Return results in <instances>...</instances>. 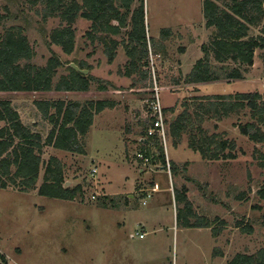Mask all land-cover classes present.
I'll use <instances>...</instances> for the list:
<instances>
[{"label":"rangeland","instance_id":"obj_1","mask_svg":"<svg viewBox=\"0 0 264 264\" xmlns=\"http://www.w3.org/2000/svg\"><path fill=\"white\" fill-rule=\"evenodd\" d=\"M144 1L148 40L162 52L159 58L150 52L149 76L150 80H154L153 74L156 76L161 88L159 99L165 109L176 101L174 93L184 92V98H193L192 87L189 90L183 87L178 92L176 88L164 89L163 86L180 79L181 62L187 72L191 70L188 68L202 57L198 52V39L203 36L208 42L213 29L205 27L204 0ZM33 3L34 0H0V12L8 18L4 29L23 28L34 48L36 56L31 63L45 67L56 54L65 65L59 69L56 81L68 73L69 63L84 62L91 68L93 77L109 82L113 88L100 92L99 84H93L88 93L5 94L0 95V100L8 99L19 107L23 105L19 110L25 124L32 121L35 101L87 103L107 99L116 101L118 106L95 117L84 142L86 157L45 150V161L58 157L66 168V182L70 187L81 185L83 197L64 201L41 197L37 191L23 194L14 187L0 189V254L6 257L8 264H226V259L217 256L220 252L230 260L237 254H256L263 248L264 200L258 193L264 186V169L260 166L264 144L250 141L239 130L240 125L254 122L250 112L246 110L222 121L203 123L207 135H217L220 141L234 145L233 150L226 152L236 159L227 161L204 160L189 149V135L174 146L169 124L173 117L166 113L167 142L161 145L166 160L167 155L170 159L169 164L172 160L177 162L179 177L173 180L167 168L160 172L153 164H144V167L136 158L141 145L135 142L137 153L135 149L129 151L131 144L127 143L126 152L121 133L125 141H130L142 135V130L149 129V122L139 124L133 119L136 113H150L154 86L143 89L135 82L138 76L134 75V80L126 78L129 60L122 45L110 64L103 43H92L86 36L91 30V23L86 20L78 19L73 26L76 47L71 56L61 47L51 45L50 34L61 21L59 18L43 21L44 6ZM164 30L170 31L166 38ZM252 32L256 36L259 30ZM125 38V34L112 37L119 42ZM181 49H188V54L182 55ZM260 56L261 52H257L255 65L243 84H210L201 88L202 93L263 94L264 71ZM117 90L121 92L116 93ZM183 110L178 106L176 115ZM37 122V129L47 136L51 126L41 119ZM262 130L264 132V128ZM126 153L133 157V164L128 163ZM140 169H144V173ZM155 184L159 187L157 191H154ZM183 189L192 203V209L186 211L175 199V190ZM243 194V200H239ZM203 217L215 221L217 229L221 228L222 234L216 242L208 229L189 226L204 222ZM247 226L254 229L252 235L241 232Z\"/></svg>","mask_w":264,"mask_h":264},{"label":"trees","instance_id":"obj_2","mask_svg":"<svg viewBox=\"0 0 264 264\" xmlns=\"http://www.w3.org/2000/svg\"><path fill=\"white\" fill-rule=\"evenodd\" d=\"M40 3L44 6L43 21L50 18H59L61 21V25L50 34L51 45L61 47L66 55L71 56L76 47V30L73 26L78 19L86 20L91 23V30L86 36L92 43H103L110 64L116 59L117 48L122 45L129 60L125 76H138L135 82L143 89L154 86V80H150L149 76L150 52L152 56H157L159 50L154 47L152 40H148L144 0H34L33 4ZM202 6L205 26L213 29V33L210 44L202 48L204 58L196 63L185 82L199 84L223 78L242 80L243 73H248L254 67L257 52H261L264 71V0H204ZM7 20L0 13V92L88 93L93 84H99L100 92L108 90L106 82L93 77L91 68L84 62L73 63L80 70H87L88 75L76 71L69 63L66 68L68 73L55 81L59 69L65 66L62 60L53 54L45 67L32 64L36 53L24 29L16 26L4 29ZM257 29L259 33L254 36L252 31ZM123 34L126 38L121 42L112 39ZM169 35V30L163 31V37ZM211 59L221 65L218 70H214ZM219 71L225 72L226 77L220 75ZM200 100L193 104L185 103L179 116L176 115V108L164 110L165 114L171 113L173 117L169 124L170 137L175 146H178L184 135H189V149L199 153L204 160H235V155L226 152L228 149L233 150L234 145L220 141L217 135H207L203 123L206 119L222 121L246 110L254 122L240 125V133L254 143L264 144V93H237ZM36 107L43 121L52 126L46 139L42 135L43 130H38L37 125L23 124L11 103H0V121L5 124L0 129V189L14 187L22 193L34 191L42 167H45L38 195L75 201L83 197V187H66L64 165L55 157L44 163L43 150L49 146L85 155L83 139L92 127L95 116L106 109L115 108V103L41 101L36 103ZM146 134L147 131L144 138ZM147 141V144L141 143L140 153L149 160V164L161 165L166 169L167 161L161 142L156 137ZM262 159L260 166L264 169V155ZM178 171L179 167L170 163L171 174L176 176ZM258 194L264 200V186ZM244 196L239 200H243ZM175 199L182 203L185 211L192 209L184 189L175 190ZM189 226L212 228L214 235L218 234L215 222L204 220L196 226ZM241 232L252 235L254 229L247 226ZM0 264H8L6 257L1 254ZM229 264H264V247L256 254H237Z\"/></svg>","mask_w":264,"mask_h":264},{"label":"crops","instance_id":"obj_3","mask_svg":"<svg viewBox=\"0 0 264 264\" xmlns=\"http://www.w3.org/2000/svg\"><path fill=\"white\" fill-rule=\"evenodd\" d=\"M1 13V12H0ZM4 15V14H3ZM206 27V26H205ZM209 30H211V29H209ZM207 32H208V30H207ZM204 37L202 36V38L199 40L198 39V41H197V47H198V52L200 53H202V57H200L197 61H196V63L198 62V61H200V60H202L203 58H204V56H205V54H204V52H203V47L204 46H208L209 44H210V39H211V37H209V41L208 42H205L204 40ZM181 54L182 55H186V54H188V49L186 50V49H181ZM158 58L159 57H162V52H158ZM180 61H181V59H179ZM212 60V59H211ZM256 61V60H255ZM182 63V65L180 66V69H181V71H182V76L180 77V79H173L172 80V82H170V86H163V88L164 89H169L170 87H172V88H176L177 90H178V92H180V90L183 88V87H185V88H187L186 90H189V88H194V89H190V91L192 92V96H193V98H184V95H185V93L184 92H181V93H178V94H175L174 92V96L176 97V101H174V102H172L173 104H171V105H169V106H167V107H165V109L164 110H168V109H172V108H176V111H177V108H178V106H180V107H182L183 105H185V103H189V104H193L196 100H199V101H201L200 99H204V98H210V97H214V96H228V95H205V94H203L202 93V91H201V88L202 87H205V86H208V85H210V84H234V83H241V84H243L244 82H245V79H246V76H247V74L249 73V71H248V73H243V79L242 80H227V79H221V80H219V81H216V82H208V83H199V84H187L186 82H185V80H186V78L190 75V73H191V71H192V69L194 68V66L196 65V63H194L193 65H192V68H188V70L189 69H191L189 72H187V70H185V65H184V63L183 62H181ZM212 64L214 65V70L216 71V70H218L217 68H220L221 67V65L220 64H217V63H215L213 60H212ZM228 66V64H226V67ZM190 67V66H189ZM232 67V66H231ZM216 68V69H215ZM219 73H220V75H222L223 77H226L225 75H226V73L225 72H220L219 71ZM126 78L127 79H130V80H134V76H132V77H127L126 76ZM155 78H156V76H155ZM158 80V79H157ZM106 82V81H105ZM106 86H107V88H108V90L107 91H105V92H108V91H110V89H112L113 87H111V84H109V82H106ZM134 87H136V86H134ZM133 89V88H132ZM118 92H121L120 90H117L116 91V93H118ZM188 92V91H187ZM50 93H52V92H50ZM56 93H60V92H56ZM237 93H239V92H236V93H234V94H237ZM5 94H35V93H25V92H17V93H6V92H0V95H5ZM37 94V93H36ZM60 94H66V93H60ZM234 94H230V95H234ZM188 96V95H187ZM190 96V95H189ZM184 98V99H183ZM41 101H45V100H41ZM41 101H35L34 103H33V108L35 109L34 111H32L31 112V114H32V116H31V118H32V121L30 122V123H28V124H25L26 122H24L23 121V118L21 117V112H20V108L21 107H23V105L22 106H17V105H14L10 100H4V99H1L0 100V103L1 102H9V103H11V105L12 106H14L15 108H16V111H17V113L19 114V116H20V118H21V120H22V122H23V124L24 125H30V124H32V125H37L38 124V122H37V120L38 119H41V120H43L42 119V115H41V113L38 111V109H37V107H36V103H38V102H41ZM58 101H64V100H50V101H46V102H58ZM98 101H108V102H111V103H115V108L118 106V103L116 102V101H111V100H98ZM64 102H66V101H64ZM88 102H91V101H88ZM132 104V103H131ZM27 110L29 111V110H31V107L30 108H27ZM26 110V111H27ZM106 110H111V109H106ZM106 110H104V111H106ZM103 111V112H104ZM52 113H54V110H52L51 111ZM100 115V114H99ZM97 116V115H96ZM95 116V117H96ZM139 116V117H138ZM228 119V118H227ZM96 119L94 118V121H95ZM135 122H139V124H147L148 122L150 123V125H151V111H150V113L148 112V113H142V114H138V113H136L135 114V117H134V119H133ZM208 119H206V121H207ZM211 120H213V119H211ZM48 123V122H47ZM49 124V123H48ZM4 123H2L1 121H0V129L1 128H3L4 127ZM50 125V124H49ZM93 125H94V122H93ZM92 125V126H93ZM38 126V125H37ZM51 126V125H50ZM92 128V127H91ZM91 128H90V130H91ZM150 128V127H149ZM51 129H52V126H51ZM51 129H50V131H51ZM90 130H89V132H90ZM49 131V132H50ZM146 131L147 130H145V131H143L142 130V135H139V136H134V139L132 138V139H130V141H125V138H124V135H123V132L121 133L122 134V138L124 139V143H125V147H126V152H127V149H128V147H127V143L129 144H131V149L129 150V151H131L132 149L134 150L135 149V151H136V148H137V144L135 143V142H137L138 141V144H140L141 145V140L142 139H146V138H144V134L146 133ZM89 132H88V134H89ZM49 134V133H48ZM48 134H47V136H48ZM87 134V135H88ZM42 135L44 136V134H43V132H42ZM87 135H86V137L83 139V141L85 142L86 141V138H87ZM47 136H44V139H46L47 138ZM132 136V135H131ZM186 135H184L183 136V138L185 137ZM128 138V137H127ZM131 138V137H130ZM171 138V137H170ZM127 140H129V139H127ZM134 141V142H133ZM175 146V145H174ZM46 149H54L53 147H49V146H47V147H45L44 148V150H43V155H42V160H43V162L44 163H47L49 160H50V158L47 160V161H45V159H44V153H45V150ZM56 150V149H55ZM58 151H60V150H58ZM85 151H86V148H85ZM137 152V151H136ZM141 152V151H140ZM139 152V153H140ZM67 153H69V152H67ZM86 153H87V151H86ZM131 153V152H130ZM138 153V152H137ZM70 154H73V153H70ZM83 157H86V154L85 155H82ZM52 157H54V156H52ZM55 158H57V159H59L58 157H55ZM167 158H168V162H170L169 160V157H168V155H167ZM126 159H127V161H128V163H130V164H133V163H131V162H133L132 161V159H133V157H129L128 156V154L126 153ZM129 159V160H128ZM60 160V159H59ZM61 161V160H60ZM167 161V160H166ZM173 162L172 163H174L175 165H177V162H175L174 160H172ZM62 162V161H61ZM140 161L138 160V163H139ZM62 164H63V162H62ZM139 164H141V165H143L144 167H145V165L142 163V162H140ZM64 165V164H63ZM64 167H65V165H64ZM155 168L156 169H158L160 172H162V171H165V168L163 167V166H161V165H155ZM141 171V173H144V169H140ZM94 171V170H93ZM43 172V176L41 177V173ZM97 172V171H96ZM179 172L180 171H178V174H179ZM44 174H45V167H42V170H41V172H40V176H39V181H38V184H37V188H36V190H34V191H37V195H38V189H39V187L42 185V183H43V177H44ZM96 174V173H95ZM178 174L176 175V176H173L172 174V177H173V180L175 179V178H177V177H179L178 176ZM65 178H66V168H65ZM41 181V184L39 185V182ZM155 185H157V184H155ZM140 191H142V190H140ZM30 192H32V191H30ZM24 194V193H23ZM204 218V220H206V221H210L209 219H207V218H205V217H203ZM211 222H215V221H211ZM224 223V222H223ZM222 225V227L225 229L226 228V223H224V224H221ZM215 227V226H214ZM198 229H208V231H211L212 232V237L215 239V242H216V239L218 238V237H220V235L222 234V230H221V228L220 229H217L216 227H215V229H217V232H218V234H217V236H215L214 235V233H213V230H212V228H198ZM217 256H221L223 259H226V264H229V262L233 259H228L227 260V258H228V256L225 254V255H223V253H219V255H217Z\"/></svg>","mask_w":264,"mask_h":264},{"label":"built area","instance_id":"obj_4","mask_svg":"<svg viewBox=\"0 0 264 264\" xmlns=\"http://www.w3.org/2000/svg\"><path fill=\"white\" fill-rule=\"evenodd\" d=\"M154 77V87H153V93H154V100L150 104V110H151V125L150 128L147 130L146 139L149 138H157L161 144L166 145L167 142V132H166V126H165V112L161 105L159 94L161 91V88L158 87L156 83L155 74H153ZM137 160L142 162L143 164L147 165L149 164V160L141 153H138L136 156ZM167 169L170 170V164L167 160ZM96 173V170L93 171V174ZM159 190L158 185L154 186V191ZM148 197H150L149 194H147ZM143 238V236H141Z\"/></svg>","mask_w":264,"mask_h":264},{"label":"water","instance_id":"obj_5","mask_svg":"<svg viewBox=\"0 0 264 264\" xmlns=\"http://www.w3.org/2000/svg\"><path fill=\"white\" fill-rule=\"evenodd\" d=\"M145 14H146V12H145ZM70 66H71L73 69H75L76 71L82 72V73L85 74V75H88V73H89L87 70H80L79 67H78L77 65H75L74 63H71ZM142 142H144V144H147V143H148L147 139H142V140H141V143H142ZM66 187H69V184H68V183H67Z\"/></svg>","mask_w":264,"mask_h":264}]
</instances>
